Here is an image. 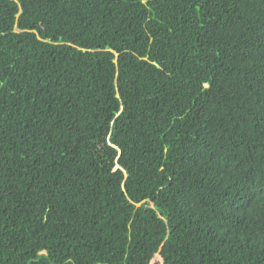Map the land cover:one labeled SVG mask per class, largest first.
I'll return each instance as SVG.
<instances>
[{
  "label": "trees",
  "instance_id": "trees-1",
  "mask_svg": "<svg viewBox=\"0 0 264 264\" xmlns=\"http://www.w3.org/2000/svg\"><path fill=\"white\" fill-rule=\"evenodd\" d=\"M264 264V0H0V264Z\"/></svg>",
  "mask_w": 264,
  "mask_h": 264
},
{
  "label": "rangeland",
  "instance_id": "rangeland-1",
  "mask_svg": "<svg viewBox=\"0 0 264 264\" xmlns=\"http://www.w3.org/2000/svg\"><path fill=\"white\" fill-rule=\"evenodd\" d=\"M157 263H161V259H160V257L156 254V255L152 258L150 264H157Z\"/></svg>",
  "mask_w": 264,
  "mask_h": 264
}]
</instances>
